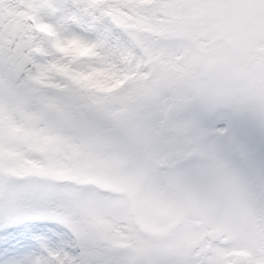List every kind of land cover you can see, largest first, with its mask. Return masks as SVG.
Returning <instances> with one entry per match:
<instances>
[{
  "label": "rangeland",
  "instance_id": "obj_1",
  "mask_svg": "<svg viewBox=\"0 0 264 264\" xmlns=\"http://www.w3.org/2000/svg\"><path fill=\"white\" fill-rule=\"evenodd\" d=\"M40 1L42 52L86 48L73 64L100 82L99 107L75 108L73 88L45 83L33 99L0 81V214L49 223L2 243L0 264H143L136 256L149 252L160 264H214L230 249L264 264V0H175L172 18L145 26L158 36L133 34L141 56L81 29L89 0ZM167 1L153 11L172 14ZM132 207L151 233L134 226ZM211 222L233 242L208 245ZM125 239L143 246L136 256ZM190 240L208 245L192 262Z\"/></svg>",
  "mask_w": 264,
  "mask_h": 264
},
{
  "label": "trees",
  "instance_id": "obj_2",
  "mask_svg": "<svg viewBox=\"0 0 264 264\" xmlns=\"http://www.w3.org/2000/svg\"><path fill=\"white\" fill-rule=\"evenodd\" d=\"M152 1L89 0L88 14L83 23L85 28L81 29L97 36L112 51L115 50L124 56L133 51L138 54L133 45L136 42L133 34L149 31L153 37H156L159 34L158 31L145 27L146 24L151 23L154 16L165 19L175 15V0H169L163 5L171 8L172 14L168 15L161 13L163 9L153 11L155 5H152ZM41 5L40 0H0V81L7 85L21 86L23 93L30 95L33 99L40 97L47 88L44 86L45 83L62 88H73L78 93L77 100L73 102L75 108L84 113L96 111L100 100L96 84L98 86L100 82L96 83V78L90 75L86 65L76 67L73 64L76 58L84 57L82 53L87 51L86 48L78 50L80 48L77 49L74 44H71L68 48L52 54V57L41 52L43 42L47 41L49 36L36 27L31 20L34 15L41 14ZM162 59L165 67H171L172 71L180 70L179 59L173 58L174 61ZM44 64L46 66L43 70L41 66ZM37 65L39 71L36 69ZM40 68L41 75L42 72L44 73V79L39 83L35 77H39ZM113 89L116 90V86L112 87ZM108 96L111 97V95ZM102 97L108 98L104 94ZM43 98L45 101L49 100L48 94H45ZM118 106L122 107L119 104L112 106V111L116 109L120 111L121 108H117ZM252 183L255 184L254 181ZM48 225L49 223L45 222V225H41L39 229V222L26 219H21L17 224L5 223L0 214V245L5 243L13 246L30 232L34 235L44 234ZM65 232L68 233L65 229L57 230L59 234ZM112 236L114 241L119 237L115 231H112ZM104 249L110 248L106 246ZM104 249L101 250L100 261L109 263L105 260ZM51 264L67 263L55 257Z\"/></svg>",
  "mask_w": 264,
  "mask_h": 264
},
{
  "label": "flooded vegetation",
  "instance_id": "obj_3",
  "mask_svg": "<svg viewBox=\"0 0 264 264\" xmlns=\"http://www.w3.org/2000/svg\"><path fill=\"white\" fill-rule=\"evenodd\" d=\"M250 184H253V183H250ZM214 223L215 222H211V224L209 225V228L211 229L212 228V226L214 225ZM191 241V240H190ZM189 241V242H190ZM126 242H129V243H131V250H133V256H136L137 255V252L138 251H140L141 250V247H143L141 244H140V242H136L134 239H132V240H127ZM218 242H221V240H218V241H215V242H213V241H208L207 243H208V245H212V244H217ZM218 244H220V243H218ZM208 245H206V243L205 242H197V245H196V248H195V251H199L200 250V247H206V246H208ZM195 251H194V254H195ZM233 250H231V252H232ZM251 252V254H252V257H253V252L252 251H250ZM153 252H149V253H147L146 255H142L141 256V254H139V256L140 257H138V256H136V259H140L141 260V262L143 263V264H146L147 263V261H150V262H152V259L154 258V259H156L157 261H156V264H160L161 263V260H160V258L157 256V255H153L152 254ZM221 256L219 257V260H220V262H217V263H214V264H232V262L237 258V257H235L234 256V254H231V259H226V257H225V252L224 251H222L221 253ZM189 259V258H188ZM192 259V258H191ZM191 259H189L190 261H191ZM245 259H242V262H240V263H233V264H247L245 261H244ZM149 262V263H150ZM192 262V261H191ZM250 264H253V258H252V262L250 263Z\"/></svg>",
  "mask_w": 264,
  "mask_h": 264
},
{
  "label": "water",
  "instance_id": "obj_4",
  "mask_svg": "<svg viewBox=\"0 0 264 264\" xmlns=\"http://www.w3.org/2000/svg\"><path fill=\"white\" fill-rule=\"evenodd\" d=\"M220 237L219 235V229H215L212 228L209 232V239L211 240H218ZM195 244L190 242L189 247H188V255L191 256V254L193 253L194 249H195ZM246 256V253H238L237 254V258L233 261V263H240L242 262V259H244V257ZM147 264H150L149 261L147 262ZM230 264V263H229Z\"/></svg>",
  "mask_w": 264,
  "mask_h": 264
}]
</instances>
